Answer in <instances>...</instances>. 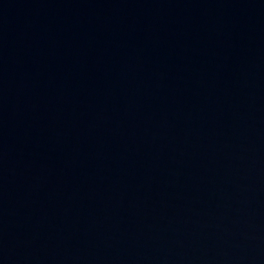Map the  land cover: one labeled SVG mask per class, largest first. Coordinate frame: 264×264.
<instances>
[{
    "label": "water",
    "instance_id": "obj_1",
    "mask_svg": "<svg viewBox=\"0 0 264 264\" xmlns=\"http://www.w3.org/2000/svg\"><path fill=\"white\" fill-rule=\"evenodd\" d=\"M0 264H264V0H0Z\"/></svg>",
    "mask_w": 264,
    "mask_h": 264
}]
</instances>
